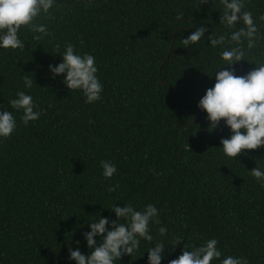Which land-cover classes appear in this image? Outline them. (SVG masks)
Listing matches in <instances>:
<instances>
[{
	"label": "trees",
	"instance_id": "16d2710c",
	"mask_svg": "<svg viewBox=\"0 0 264 264\" xmlns=\"http://www.w3.org/2000/svg\"><path fill=\"white\" fill-rule=\"evenodd\" d=\"M246 8L256 18L264 0H246ZM52 14L39 19L51 42L22 31L23 51L0 50V111L11 112L8 101L25 90L22 76L32 75L36 86L28 92L41 113L24 126L13 112L16 129L0 142V264H75L67 257L76 241L89 253L86 222L97 213L115 220L109 210L116 203H152L170 235L184 237L174 251L166 248L162 264L186 242L199 246L208 238L218 240L222 257L264 264V187L248 172L264 169V146L234 162L222 156L217 148L229 129L221 121L211 131L197 107L215 83L220 49L207 40L195 49L180 44L196 27L206 37L219 34L218 0H57ZM66 42L96 58L103 90L93 104L69 92L63 74L50 78L48 65L62 61L52 44ZM253 59L264 61V39L248 62L231 66L235 74L255 69ZM101 161L117 168L110 181ZM111 185L118 187L108 192ZM143 251L119 264H147Z\"/></svg>",
	"mask_w": 264,
	"mask_h": 264
},
{
	"label": "clouds",
	"instance_id": "9594fccd",
	"mask_svg": "<svg viewBox=\"0 0 264 264\" xmlns=\"http://www.w3.org/2000/svg\"><path fill=\"white\" fill-rule=\"evenodd\" d=\"M57 0H0V50L4 52L23 51L25 42L21 39L22 31L32 34L35 41L51 42L53 33L48 26L40 23L41 17L50 20ZM199 4H209L211 0H196ZM220 25L219 34L205 36L204 27H196L186 38H181V48L195 49L200 42L210 41L213 49H220V63L212 72L215 83L205 90L197 107L206 114L214 130L221 121L229 129L230 135L220 140L221 154L232 160L245 150H255L264 146V61L253 59L257 67L246 75L237 76L231 66L240 61L248 62V53L255 50L264 39L260 28L264 27V14L254 18L246 8V0H218ZM243 10V11H242ZM176 21L183 24V13L177 10ZM53 53H60L62 61L55 66L48 65L50 78L55 79L63 74V85L67 90L78 91L86 104H93L101 99L103 86L97 77L98 66L92 54L81 55L75 46L66 42L63 47L52 44ZM225 66H229L225 68ZM209 76V75H208ZM24 91H17L14 98L8 101L11 112L0 111V142L10 138L16 129V117L20 114V122L28 126L40 118V111L28 90L35 85L32 75L22 76ZM36 86V85H35ZM2 107V106H0ZM101 176L110 181L117 173L111 161H101ZM256 183L264 187V169L256 166L248 171ZM117 185L107 188L108 192L116 190ZM112 204L104 208L115 213V220L101 218L97 213L95 219L86 222L88 231L83 233L85 246L89 249L83 254L79 243L73 250L69 248V261L75 264H119L123 256L133 258L144 251L147 253V264H162L166 259L165 250L171 245L172 250L179 243L182 235L171 236L169 229L162 226L160 210L152 204L137 208L131 203H123V207ZM155 229V234L153 232ZM216 238L205 239L199 246L183 244L180 255L168 261V264H248L244 257L223 256L218 248ZM136 260V259H135Z\"/></svg>",
	"mask_w": 264,
	"mask_h": 264
},
{
	"label": "water",
	"instance_id": "95a60500",
	"mask_svg": "<svg viewBox=\"0 0 264 264\" xmlns=\"http://www.w3.org/2000/svg\"><path fill=\"white\" fill-rule=\"evenodd\" d=\"M174 39H175V35H174L173 40H172V45H171V49H170V51H169V54L171 53V50H172V48H173ZM169 54H168V56H169ZM168 56H167V57H168ZM163 84H164V83H163Z\"/></svg>",
	"mask_w": 264,
	"mask_h": 264
}]
</instances>
